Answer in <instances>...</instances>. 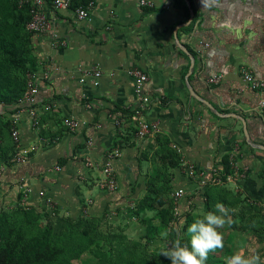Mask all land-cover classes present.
<instances>
[{"label": "crops", "instance_id": "crops-1", "mask_svg": "<svg viewBox=\"0 0 264 264\" xmlns=\"http://www.w3.org/2000/svg\"><path fill=\"white\" fill-rule=\"evenodd\" d=\"M87 1L92 9L86 20H77L72 9L56 14L52 31L60 45H52L49 34L32 36L43 66L35 73L40 124L32 127L21 114L20 146L31 150L29 158L4 164L0 187L12 194L25 188L26 203L50 202L71 219L98 218L113 208L121 219L154 181L146 149L156 146L154 135L160 134L184 169L215 167L228 177L195 191L196 198L209 190L227 209L228 196H236V207L251 206L257 216L252 220H263L264 109L258 101L264 88L245 86L240 69L264 81V0H192L197 16L191 25L188 0H150L151 7L136 0ZM91 67L100 76L87 75ZM132 68L148 77L150 103L139 120L152 122L156 131L144 137L121 126L138 101ZM214 74L220 79L209 84ZM65 117L77 127L65 126ZM108 163L117 181L113 191L98 184Z\"/></svg>", "mask_w": 264, "mask_h": 264}, {"label": "rangeland", "instance_id": "rangeland-1", "mask_svg": "<svg viewBox=\"0 0 264 264\" xmlns=\"http://www.w3.org/2000/svg\"><path fill=\"white\" fill-rule=\"evenodd\" d=\"M12 2L14 0H0V11L3 12L6 4ZM8 22L14 21L11 19ZM24 39L25 31L20 34V41H25ZM25 43L24 47L28 48L30 54L28 52L25 56L28 63L25 69L19 71L24 79L27 74H35L43 69L42 62L38 61L34 53L33 38L30 37ZM6 120V116H0V157L2 153L10 155L17 150L10 124L8 125ZM139 124L140 121H134L128 115L121 126L130 129L131 134L137 135ZM155 136L156 146L150 145L146 149L150 157V174L154 178L148 187L151 190L157 188L161 193L158 201L152 203V207L145 206L143 216L136 215V206H133L127 209L131 211L129 216L125 210L121 219L117 217L119 209L116 208L105 211L98 218L71 219L69 216H62L60 210L50 202H44V205L39 207L26 203L28 199H25V188L12 194L10 189L0 187V232H6L8 242L16 240V247L30 248V245L34 244L45 252L53 251L50 259L38 261L34 258L27 264H171L170 258L159 254L158 251L166 244L170 245L177 237L181 238L182 244H188L186 229L198 214L206 211L220 213L216 205L210 203L215 199L214 196L211 200L207 195V199L202 195L196 198V192L201 190L188 182L180 157L170 145L166 146L164 135ZM174 162H177V173L184 174L180 175L179 179L174 176L175 167L170 166V163ZM3 167V160L0 158V172ZM181 177H185L183 181ZM178 187L186 189L181 198L174 195V190ZM153 194L150 192L151 197ZM38 195L43 196L40 193ZM235 197L228 196L231 200L227 208L234 223L219 230L224 234V247L210 252L207 264H226V258L237 251H242L246 256L257 253L261 261H264V216L263 220L253 221L257 216L252 215V207H236L238 199ZM246 203L249 205V202ZM241 210L246 211L245 214L241 215ZM253 211L256 212V208H253ZM65 219L71 220L67 222ZM164 231L169 233L167 241L161 236ZM5 244L4 238H0V256L5 254Z\"/></svg>", "mask_w": 264, "mask_h": 264}, {"label": "built area", "instance_id": "built-area-1", "mask_svg": "<svg viewBox=\"0 0 264 264\" xmlns=\"http://www.w3.org/2000/svg\"><path fill=\"white\" fill-rule=\"evenodd\" d=\"M18 4L27 6L29 20L26 23V29L32 33V36L49 34L51 36L52 45H59L61 42L60 38L52 31L53 22L56 19V14L62 9H72L74 12L75 18L77 20H86L90 15V10L92 9V2L87 1L84 4H78L73 7V0H17ZM140 6L151 7L153 4L150 0H136ZM62 43V42H61ZM207 44H204V47H207ZM242 80L248 88L254 90H262L264 88V81L256 78L252 72L246 68L241 67L240 69ZM87 75H92L98 77L101 74L100 70L95 68H88L85 70ZM134 79V91L137 95V106L131 109L130 117L134 121H140L139 127L137 129V136L144 137L152 132L156 131V126L150 121L139 120V117L143 110H145L146 105L150 103V98L146 94L144 85L148 80L147 75L138 68H132L128 71ZM220 79V75L214 74L207 78L209 84L217 83ZM38 83L37 78L34 73L27 74L26 77V86L25 91L22 96L16 102V110L12 113L10 118V127L11 135L16 142L17 150L12 155L10 161L12 163L21 164L28 160L30 149L20 146V132H19V123L21 121V114L25 113L30 120V125L32 127H37L40 123L38 109H37V99L38 94ZM258 105L264 109V100L260 99ZM45 109H51L50 104H45ZM0 113H2V104L0 103ZM65 126L69 129H75L78 125V122L70 117H65L63 120ZM113 156L117 155V152L112 153ZM111 156V155H110ZM56 171L60 170L58 165L54 166ZM186 178L188 182L193 183L199 189L205 188L208 186L218 185L228 177L224 176L217 168H212L209 172L204 170L197 169L194 166L188 165L184 169ZM236 170H233V177L236 176ZM103 176L98 181V184L101 188L113 191L116 188L117 181L113 173L111 165L108 163L102 168ZM226 177V178H225ZM186 189L184 187H178L174 190V195L176 198H181L185 195ZM43 195V192H39Z\"/></svg>", "mask_w": 264, "mask_h": 264}, {"label": "trees", "instance_id": "trees-1", "mask_svg": "<svg viewBox=\"0 0 264 264\" xmlns=\"http://www.w3.org/2000/svg\"><path fill=\"white\" fill-rule=\"evenodd\" d=\"M86 1L87 0H73V7L78 4H84ZM188 3L193 13L190 23L191 25L197 16V12L193 6L192 0H188ZM5 7L6 9L3 12L0 11V56H2V60H0V103L2 104V113H0V116H6V122L9 125V115H11L14 110H16V106L14 105L25 91L26 79H24L23 75L19 71H21L20 69H25L26 67L27 62L25 56L26 54L28 55L29 50L26 46L24 47V45H26L25 42H28L29 38L32 37V33L26 29V23L29 20L27 6H20L18 1L14 0L12 4H6ZM11 19L14 21L13 23L8 22ZM190 25L183 27V31H188ZM23 31H25V41L21 42L20 34ZM126 114L130 115L131 111H127ZM164 143L166 146H169V142L166 139ZM12 154L7 155L2 153L0 158L3 160V164H7L9 162L8 159ZM224 164V171L227 174L230 173L231 168L229 170L228 162ZM176 165L177 162L170 163V166L172 167H175ZM150 192L154 193L153 197L150 196ZM160 193L161 191L157 188L152 190L149 188L148 194L138 203L134 213L139 215L145 206L152 207V203L154 201L157 202L158 197L160 198ZM206 195L209 200L213 198V196L209 195V190L206 192ZM210 203L218 205V201H216L214 198L210 201ZM227 204L229 206V203ZM65 220L68 222L71 219ZM5 234L6 232H0V238H4L6 243L4 246L6 251L5 254L0 256V264H27L32 259L34 260V258L35 260L43 261L44 259H50L53 255L52 250L45 252L41 247L36 245L34 246V244L30 245V248L25 246L21 248L16 247V243L14 242L16 240H14L12 243L8 242ZM44 252L46 254H44Z\"/></svg>", "mask_w": 264, "mask_h": 264}, {"label": "clouds", "instance_id": "clouds-1", "mask_svg": "<svg viewBox=\"0 0 264 264\" xmlns=\"http://www.w3.org/2000/svg\"><path fill=\"white\" fill-rule=\"evenodd\" d=\"M216 208L220 214L212 211L202 212L188 225V244H182L181 238L177 237L158 253L170 258L171 264H207L209 253L224 247V234L219 230L234 223L223 205L218 204ZM161 236L167 241L168 231L162 232ZM226 264H264V261H261L257 253L246 256L242 251H237L226 258Z\"/></svg>", "mask_w": 264, "mask_h": 264}, {"label": "water", "instance_id": "water-1", "mask_svg": "<svg viewBox=\"0 0 264 264\" xmlns=\"http://www.w3.org/2000/svg\"><path fill=\"white\" fill-rule=\"evenodd\" d=\"M244 125H245V121H243Z\"/></svg>", "mask_w": 264, "mask_h": 264}]
</instances>
